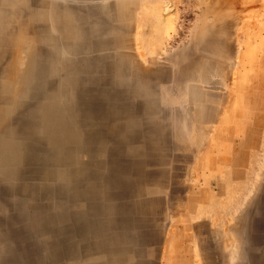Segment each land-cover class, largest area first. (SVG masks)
<instances>
[{"label": "rangeland", "instance_id": "1", "mask_svg": "<svg viewBox=\"0 0 264 264\" xmlns=\"http://www.w3.org/2000/svg\"><path fill=\"white\" fill-rule=\"evenodd\" d=\"M0 264H264V0H0Z\"/></svg>", "mask_w": 264, "mask_h": 264}]
</instances>
